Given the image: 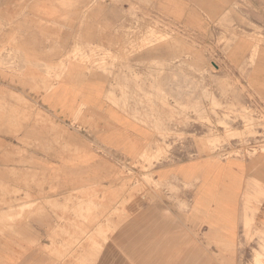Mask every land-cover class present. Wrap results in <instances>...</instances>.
Here are the masks:
<instances>
[{
    "label": "rangeland",
    "instance_id": "374dc122",
    "mask_svg": "<svg viewBox=\"0 0 264 264\" xmlns=\"http://www.w3.org/2000/svg\"><path fill=\"white\" fill-rule=\"evenodd\" d=\"M163 11L160 0H0V264H227L218 251L246 250L184 221L199 208L195 181L167 168L264 157V93L236 70L264 59V26L249 19L259 11L236 5L240 23L216 21L211 35L154 17ZM172 63L167 89L160 65ZM93 86L150 130L139 151L100 145ZM66 92L71 121L52 112ZM243 234L264 264V229L246 222Z\"/></svg>",
    "mask_w": 264,
    "mask_h": 264
},
{
    "label": "crops",
    "instance_id": "0c3cea01",
    "mask_svg": "<svg viewBox=\"0 0 264 264\" xmlns=\"http://www.w3.org/2000/svg\"><path fill=\"white\" fill-rule=\"evenodd\" d=\"M160 4L164 11L156 12L155 18L167 23L177 21L194 29L199 35L213 34L216 21L224 25L228 22H233L235 25L240 23L238 13H232L239 4L251 5L253 10H258V13L252 12L249 19L252 25L260 28L261 24L264 26V0H160ZM237 46L233 50L241 51ZM241 58L242 56L238 59ZM160 66L166 67L167 77L162 80L161 85L164 86V81L169 80L166 83L168 89V85L173 80L168 75L169 67H174V64ZM240 68L246 69L247 82L264 93V59L257 60L256 65L252 67L242 65L240 61L236 70ZM101 90L97 86L87 90L91 109L107 122V124L103 123V129L97 135L98 142L103 147L123 155L129 156L134 151H139L151 138L150 130L122 111L104 104L102 101L104 92ZM66 95L61 98V101L55 102L56 107L52 111L61 121H71L76 114L75 101L69 97L67 92ZM213 167L215 171L205 172L206 161L194 160L167 168L171 175H175L185 183L200 181L199 186L198 183L193 182V188H195L194 193H191L195 203L199 204V208L196 212H193L191 208L189 213L184 215V221L194 227H209L214 234L221 233L218 236V243L246 244L245 251H218V258L224 259L227 264H237L240 257L246 258V264H254L252 262L255 255L254 237L246 239L243 232L246 222H250L253 228L264 229V157L258 160L218 158ZM10 172L7 170V176H10ZM93 178L94 176L92 175L91 178L89 174L86 177V179ZM75 180L78 178L76 177ZM22 184L19 185L18 190L25 192L27 186ZM73 184L78 185V181H74ZM125 231H127L126 228L121 230L120 235L122 232L125 234ZM104 251H108V248ZM129 257L147 258L141 255H129Z\"/></svg>",
    "mask_w": 264,
    "mask_h": 264
},
{
    "label": "bare ground",
    "instance_id": "6f19581e",
    "mask_svg": "<svg viewBox=\"0 0 264 264\" xmlns=\"http://www.w3.org/2000/svg\"><path fill=\"white\" fill-rule=\"evenodd\" d=\"M48 251V250H47Z\"/></svg>",
    "mask_w": 264,
    "mask_h": 264
}]
</instances>
